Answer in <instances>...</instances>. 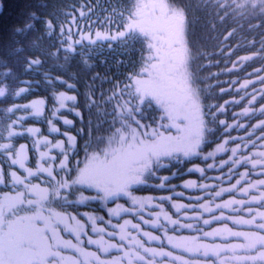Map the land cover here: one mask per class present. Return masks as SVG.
Returning a JSON list of instances; mask_svg holds the SVG:
<instances>
[{
  "label": "snow or ice",
  "instance_id": "6c2138e0",
  "mask_svg": "<svg viewBox=\"0 0 264 264\" xmlns=\"http://www.w3.org/2000/svg\"><path fill=\"white\" fill-rule=\"evenodd\" d=\"M202 2L213 10V15L220 21L229 17L264 20V0H202ZM145 8L152 10V21L145 19ZM101 11L109 14L102 17L97 15L96 19L92 20V16L96 15V9L91 3L81 4L80 8L75 10V15L63 14L65 17L71 16L66 23L61 24L56 17H54L55 24L52 20H45L43 23L48 36H52L55 30L59 29L61 48L58 52L63 51L67 54L76 53V46L95 49L98 45L107 44L111 50V45L116 44L127 49L137 41H147L140 50L143 66L138 72L125 73L118 67L116 75L123 76L124 79L101 77L97 73L92 76L93 84L89 85L93 92L87 95V107L90 114L93 109L96 110L97 120H89L88 125L99 131L103 128L105 121L108 122L109 127L118 122L121 127L116 129L115 136L109 138V144H115L116 147H109L102 155L92 153L86 156L82 168L74 169L69 166V156L76 151L77 136L83 129L77 130V136H73L68 132H61L56 124L62 122L64 126L73 125L72 120L61 115V110L74 112L81 121H83V115L75 110L77 96L69 95L64 91L54 93L53 105L48 109L47 115H45L47 102L42 99L33 100L28 104H13L12 107L2 110L4 118L0 119V185L10 186L14 194H4L0 197V264H163L164 259H171L173 264L177 262L191 264V261L174 256L163 247L148 246L149 241H160L163 244L165 240L174 249H181L197 256L201 264H229L226 254H235L237 251L255 252L256 255L243 258L233 255L234 262L240 260L241 264H264V235L256 234L264 233V212L249 210L248 215L251 219L233 221L235 224L252 226L256 229V233L226 230L229 237L242 238L244 243L241 244L226 242L221 245L202 242L208 238L220 237L221 230L202 232L197 227L201 223L211 225L227 219L222 213L233 205L241 208L250 207L248 204L235 200L215 203L225 193L236 190L241 180H237L230 188L185 181L183 184L185 189L203 190L211 196V200L201 203L200 201L205 200L206 197L197 196L188 198L196 201L195 206L172 204L171 207L178 215L189 209L199 213L183 215L180 219H173L163 208V202L172 201V196L138 198L133 195L134 185H144L148 180L156 179L160 183L153 187H167L177 198L183 197V193L174 192L176 186L170 184V177L156 175L160 168L167 167L161 163V160L168 157L179 161L182 157L201 155L203 151L201 145H207V137H214L216 131L222 127L220 143L216 144L214 151L203 155L205 162L209 159L213 161L206 165L207 169L219 167L223 171V167L228 166V179L231 180L234 168L250 165L249 171L240 174L248 187L240 190L249 193L255 189L259 195L252 196V202L259 201V206L264 207V191H260L264 189V179L255 182L244 179L249 177L251 170L257 168L260 170L259 174L264 176V120L247 127L239 120L240 117L255 116L257 111L264 115V88L257 93L253 87L250 95L245 92L239 100H225L223 104L202 106L200 92L206 91L212 85H207L205 89L194 87L193 85L197 82L206 84V80L194 77L189 71V65L199 57H208H205L203 53H200L199 57L191 54L187 37L193 34L191 31L193 22L183 8L174 6L169 3V0H153V3L147 5L138 2L135 13L127 18L115 8L101 9ZM221 12L224 13L223 16L220 15ZM114 17H118L120 22L117 23ZM30 19L36 20L38 17L30 14ZM78 19L89 21V23L86 26L78 25ZM33 27V24L28 23L24 28L15 29V33L20 35L31 31ZM256 28H264V23L254 25L250 30L254 31ZM233 34L229 32L225 39ZM259 44V51L264 53V39L260 40ZM21 51L22 49H16L17 53ZM145 51L148 53L147 56H144ZM58 52L51 55L57 57ZM221 53L223 54V49ZM255 58V56L240 57L226 71L232 72L238 64L242 65ZM64 59L67 60L68 55ZM25 60L26 71L41 66V61L38 59L25 58ZM84 63L87 64V61L85 60ZM101 63L106 62L101 61ZM116 63L123 66L126 62L121 60ZM5 66L0 63V67ZM88 66L92 67V65ZM210 66H212L211 63L202 67ZM106 70H110V67L106 66ZM260 71L264 69H257L256 74ZM10 75L7 72L0 73V77L6 78ZM218 75L219 73H212L207 79L216 78ZM97 80L101 85L105 82L112 85L110 89L99 92L98 100L93 98L96 95ZM45 82L49 85L59 83L70 90L76 88L75 84L58 77H52L49 80L46 74ZM259 82L264 84V77H260ZM2 83L3 80L0 79V84ZM21 83L28 82L21 81ZM249 85H254V82L246 80L240 84L237 92L247 89ZM216 86L218 87L219 84ZM29 91V88H21L9 92L7 86H3L0 87V98H20ZM220 92L230 94L225 88H221ZM246 96L248 97L247 106L243 107L239 113H231L234 123L230 124L226 120L219 119L220 115L227 114L228 105H239L241 101H245ZM258 98L261 102L259 108L256 107ZM153 104L163 111V115L158 119L167 118L176 122V129L182 135L176 137L164 135L158 128H151V124L141 123L142 120L149 119L153 123L156 122L157 118L150 115ZM105 106H110L111 110L109 111ZM17 112L27 114L16 115ZM192 112L196 114L195 124L191 123L189 114ZM9 114L15 115V119H12ZM181 114H184L183 119ZM30 117H44L37 122L46 125L49 135H44L38 127H25V122ZM101 117L104 120H100ZM208 124H215L217 127L213 129ZM248 127L253 129V133H248ZM237 128H244L246 138L231 136L229 130ZM257 129L260 135L252 139ZM50 135H62L65 139L51 140ZM224 136L228 138L224 139ZM18 137L30 139L31 156L29 144L14 143ZM237 140L240 143L234 147H227ZM90 146L91 141L86 140L84 146L86 153ZM241 147L248 149L247 155L242 153ZM252 149L258 150L253 152ZM54 151L56 154H53ZM221 152H230L231 155L222 163H218L216 154ZM20 170L23 171V175ZM73 172H75L74 176L71 175ZM188 172L200 173L201 177L206 179H219L206 177L205 168L194 167L188 169ZM34 180L37 182L34 183ZM210 188L213 191L208 193ZM87 189H95L96 195H84ZM70 196H75L76 199H70ZM121 197H127L130 207L120 204H116L114 208L107 207L109 202L115 203ZM96 200L105 204L103 210L107 219L95 213H81L80 216L83 217L81 219L75 214L57 212L50 207L53 204L61 207L86 206ZM21 206H26L33 214L21 216L15 220L4 219L6 215L15 216ZM150 208L159 209V211L149 210ZM215 212H220L221 215L217 216ZM206 213L211 216V219L204 218ZM129 214L139 222L133 223L132 220L124 219V216ZM145 215L149 218L145 219ZM113 218L122 220V223H113ZM182 220L196 223H184ZM38 224H42L43 227H39ZM141 225L161 230L162 236L144 231ZM193 228L201 233L200 236L188 238L168 234L169 231L175 232L177 229ZM61 232L68 234L71 239H65ZM87 246H92L94 250Z\"/></svg>",
  "mask_w": 264,
  "mask_h": 264
},
{
  "label": "trees",
  "instance_id": "16d2710c",
  "mask_svg": "<svg viewBox=\"0 0 264 264\" xmlns=\"http://www.w3.org/2000/svg\"><path fill=\"white\" fill-rule=\"evenodd\" d=\"M138 2L144 4H151V0H0V63L6 65L5 67H0V73L7 72L11 75L8 77H0L3 80V83L0 84V87L7 86L8 91L19 90L21 88H29V93L23 95L20 98L15 97H6L0 98V119L4 118L3 109L12 107L13 104H28L33 100H45L47 106L45 108V115L48 114V109L53 105L52 97L54 93L64 91L69 95L77 96L76 102V111H79L83 115V121L77 118L74 112H68L67 110H61V115L69 120L73 121L72 126H64L62 122H57L56 126L61 129V132H68L70 135L77 136V130L83 129L80 135L77 136L76 142V151L69 156V166L72 168L83 167L86 161V156H90L92 153H100L101 155L109 147H116L115 144H109V138L115 136L116 129H119L121 125L117 122L116 124L109 127L107 121L104 122L103 128L99 131H96L90 125H88L89 120H97L95 115L96 110L93 109L92 113H89L87 107V95L93 92V89L89 88L90 84H93L92 76L99 73L101 77H112L115 80L124 79L123 76L116 75L117 68L121 72L125 73H134L138 72L143 66V61L141 59V49L147 43V41H137L130 45L127 49L117 46L116 44L111 45V50L107 44L98 45L95 49L81 48L76 46V53L67 54L63 51L58 50L61 48L59 43V29L55 30V33L52 36L46 35V28L43 21L52 20L53 24L56 23L54 17L58 18L61 24L67 22L71 19V16L65 17L64 13L76 14L75 10L79 9L81 4L91 3L92 7L96 9V15L92 16V20L96 19V16H103L109 13L102 12L101 9H111L115 8L118 12H122L124 17L127 18L129 15H132L136 11V5ZM169 3L174 6L183 8L189 19L192 20V35L188 36L189 46L191 48V54L194 57H199L200 53H203L205 57H199L195 59L194 62L190 63L189 71H191L196 78L206 80V84L195 83L193 86L197 89H205L207 85H212V87L207 88L206 91L200 92V103L202 106L214 105V104H223L225 100H239L241 96L245 95L247 92L249 95L253 91V87L256 92L259 93L264 84L259 82L260 77H264V71H260L256 74L257 69H264V53L259 51L260 44L259 41L264 39V28H256L254 31L250 30L254 25H259L264 23V20L260 19H251L247 17L245 19L239 18H225L223 21H220L213 15V10L210 7H207L202 0H169ZM30 14H34L38 19H30ZM145 19L152 21V10L150 8L144 9ZM221 16L224 13H220ZM117 23L120 22L118 17H114ZM33 24V29L27 31L26 33L17 35L15 29L24 28L26 24ZM89 21L78 19V25L86 26ZM122 30V29H121ZM229 32L234 34L228 39L225 37L228 36ZM75 39V37H73ZM255 45V46H253ZM16 49H22L21 52L17 53ZM223 49V54L221 50ZM58 52L57 57H53L51 54ZM68 55V59L65 60L64 57ZM148 53L145 51L144 56H147ZM244 56H255L256 58L250 61L244 62L242 65H237L236 69L232 72L226 71V69L231 68L233 63H235L240 57ZM27 59L40 60L41 66L39 68L33 69L31 71H26L27 69ZM87 61V64L84 61ZM125 61V65H117V61ZM101 61L106 63L102 64ZM211 63L212 66L204 68L203 65ZM88 65H92L89 67ZM106 66L110 67V70H106ZM212 73H219L218 77L213 79H207L211 76ZM45 74L50 80L52 77H58L59 79L66 80L68 83L75 84L76 88L74 90L67 89L65 86L60 85L59 83H53L49 85L45 82ZM246 80H252L254 85H249L247 89L240 90V84L244 83ZM21 81H27L28 83H21ZM235 82V83H233ZM219 84L217 87L216 85ZM96 95L94 99H99V92L106 91L112 87L111 84L105 82L102 85L100 81L95 82ZM228 89L230 94L221 93L220 89ZM248 97H245V101H241L239 105L232 104L228 105V112L225 115H220L219 119L226 120L228 123H234L231 113H239L243 107H246V100ZM259 98L256 107L260 106ZM71 106V102H69ZM110 111V106H105ZM207 108L205 107V112ZM24 112H17L16 115H26ZM11 115V114H9ZM150 115L156 117V122L153 123L151 119L142 120V124H151V128H158V130L164 135H171L173 137L182 135L181 132H178L176 129V122L170 121L167 118L164 120H159L158 117L163 115V111L159 106L153 104L152 110H150ZM181 114V119H183ZM191 123L195 124L196 114L194 112L190 113ZM12 119H15V115H11ZM44 117H30L25 122V127H38L43 132L44 135H49L46 131V125L37 121L43 120ZM110 119V118H109ZM139 119V117H137ZM100 120H104L103 117ZM207 122V117H205ZM240 123L244 124L247 127L250 124H256L260 120H264V115H261L259 111L256 112L255 116L250 118H239ZM163 125V127H160ZM209 127L216 129L215 124H208ZM135 127V124H133ZM151 129H149L150 131ZM232 137H245L246 133L244 128H237L235 130H229ZM223 133V128L221 127L219 131H216L215 136L207 137V145H201L202 154L193 155L188 157H182L179 161L175 158L165 157L161 160V163L167 165V167L160 168L156 173L157 176L170 177V184L175 185V193H183V197L177 198L173 191L166 188H156L153 185L159 184L160 181L156 179H150L144 185H134L133 186V195L138 198H148V197H165L172 196V201L163 202L164 210L173 218L180 219L183 215H195L199 214L198 212H193L189 209L187 212L182 211L179 215L176 213V210L171 207L172 204H184V205H196L195 200L188 199L189 197L205 196L206 199L200 201L201 203H207L211 200V196L207 195L203 190L198 188L185 189L183 184L185 181H195L197 184H209V185H219L220 187L230 188L237 180H241V184L237 186V189L232 193H225L221 198L217 199L215 203H224L225 201L235 200L241 201L244 204L250 205V207L241 208L240 206L233 205L232 208L225 210L222 215L227 219H224L222 222H214L211 225L199 224L197 227L200 228L202 232H211L216 229L221 230V236L212 239L208 238L203 240L205 243H213L218 241V239L230 238L228 231L232 232H246V233H256V229L250 225L244 224H235L233 221L236 220H245L251 219L248 215L249 210L251 211H262L264 212V207L259 206V201L252 202V196H258L259 193L253 189L249 193H244L240 189L247 188L248 184L244 183V180L241 179V175L244 172L250 170L251 166H237L233 169L231 180L228 179L229 168L228 166L223 167V171L219 167L214 169H207L206 165L208 163H213L211 159L204 161L203 155H206L210 151H214L216 144L220 143V136ZM248 133H253V129L248 127ZM27 135V134H25ZM260 135V131L255 130V134L252 136V139H256ZM96 137V139H94ZM227 136H224V139H227ZM49 139L51 140H64L62 135H50ZM91 141V146L88 148L87 153L84 151L85 141ZM215 140V143H213ZM14 143L17 145L20 143L29 144V155H32V150L30 147V139L26 138H17ZM65 143H67L65 141ZM237 143H240L239 140L230 143L227 147H234ZM260 142L258 141V144ZM251 148V145H249ZM258 149H252L253 152ZM241 151L244 155L248 154V149L241 147ZM53 154H56L55 151ZM231 155L230 152H221L216 154V161L222 163L223 160H226ZM79 162V163H78ZM199 167L205 168V176L208 178L217 177L219 179H206L202 178L200 173H189L188 169ZM21 175H23V171ZM260 170L257 168L250 171L249 177L244 179L251 180L255 182L259 179H264V176L259 174ZM176 173V175H173ZM75 175V172L71 174ZM0 190H4L3 187H0ZM219 190V189H216ZM213 189H208V193H211ZM264 191V189H260ZM86 196H94L96 193L94 191L86 190L84 192ZM2 197V196H1ZM70 199H76L75 196H70ZM155 203H160V201H155ZM116 204H120L124 207H130L127 197H121L115 201V203L109 202L107 204L108 208H114ZM24 206H21V208ZM50 207L57 212H67L72 213L78 216V218L83 219L80 216L81 213H95L99 216H104L107 219V215L103 210L105 204L102 201L96 200L92 201L86 206L82 205H69L61 207L59 205L53 204ZM214 207V205H213ZM154 211H159V209H149ZM32 211L28 209L26 214L21 212V209L16 212L15 217L6 215L5 220H15L21 216L32 215ZM215 215L220 216V212H215ZM149 217L145 215V219ZM205 219H211L209 214L204 215ZM124 219L132 220L133 223H138L139 221L134 218L132 215H125ZM122 223V220L113 218V223ZM184 223H193L194 221H184ZM259 222V220H258ZM42 224H38L39 227ZM144 231L154 233L157 236H162L161 230H156L147 225H141ZM171 227V226H169ZM171 236L176 237H196L200 236V232L193 229H177L175 232L169 231L168 233ZM259 235H264V233H256ZM61 235L65 239H71V237L61 232ZM237 241L241 244L244 243L242 238H237ZM159 241H157L158 243ZM165 243V241H164ZM165 245L168 249L172 250L173 255L180 253L181 258L184 260L191 261V264H201L199 258L192 253H187L181 249H174L171 246ZM164 246L160 243L157 244V248ZM164 249L165 251H169ZM241 252V253H240ZM233 253H227L229 264H241L240 260L233 261V255L235 257H246L254 256L255 252H244L240 251ZM159 260V258H158ZM163 264H173L171 259H164ZM178 264V262H177Z\"/></svg>",
  "mask_w": 264,
  "mask_h": 264
},
{
  "label": "rangeland",
  "instance_id": "374dc122",
  "mask_svg": "<svg viewBox=\"0 0 264 264\" xmlns=\"http://www.w3.org/2000/svg\"><path fill=\"white\" fill-rule=\"evenodd\" d=\"M151 1H153V0H151ZM34 183H36L37 181H33ZM0 187H3L4 188V190H0V197L1 196H3L4 194H14V192H13V189L10 187V186H5V185H0ZM87 190H90V191H94L95 193H96V190L95 189H87ZM85 192V191H84ZM21 212L23 213V214H26L27 212H28V208L26 207V206H24V207H22L21 208ZM12 218L13 217H15V216H12V215H10ZM12 218H11V220H12ZM41 226H43V225H41ZM130 231H132L131 229H130ZM133 234L135 235V233L133 232ZM153 235H156V234H154V233H152ZM227 237H229V236H227ZM225 239H218V241H215V242H213V243H216V244H221V245H223V244H225L226 242L227 243H232V244H240L238 241H237V238H233V237H230V238H226V237H224ZM144 239H146V238H144ZM158 243H160L161 244V242L159 241ZM157 241H149L148 242V246H151V247H154V248H157ZM165 243L167 244V241L165 240ZM165 243L163 242V244H161V245H163L164 246V248L163 249H168V247L165 245ZM167 245H169V244H167ZM169 246H171L172 247V245H169ZM87 247H89L91 250H94V248H92V246H87ZM173 248V247H172ZM170 252H172V250L171 249H168ZM238 252H240V251H238ZM241 253V252H240ZM174 256H178V257H181L182 255L180 254V253H178V254H174Z\"/></svg>",
  "mask_w": 264,
  "mask_h": 264
}]
</instances>
